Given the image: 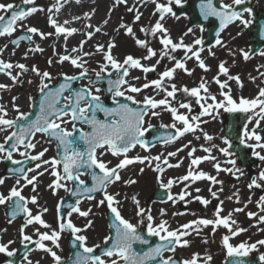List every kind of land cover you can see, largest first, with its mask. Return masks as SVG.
<instances>
[{"label":"snow or ice","instance_id":"1","mask_svg":"<svg viewBox=\"0 0 264 264\" xmlns=\"http://www.w3.org/2000/svg\"><path fill=\"white\" fill-rule=\"evenodd\" d=\"M69 2L70 0H55V3L47 9L36 6V0H22V5L30 6L27 8L12 3H0V13H3L0 14V38H10L9 43L15 47H19L22 41L34 45L24 53V58L27 59L30 53L44 52V48L33 40L34 36L39 37L41 41L52 36L57 39L63 37V53L58 52L53 46L55 59L49 58L47 64L49 67L53 64L62 67L67 63L74 69L73 74L61 71L57 78L50 71H42L36 65L29 68L25 63H13L0 59V74L6 75L12 81V85L0 83V90H10L15 85L22 86L24 83L22 77L29 71L39 81L37 84V91L40 94L39 110L34 119L30 111L21 110L16 103L18 97L11 98L10 107L11 111L15 112L14 118H10L9 105L0 103V133H6L3 141L0 142V162L7 161L14 166L8 169L11 174L8 178H15V183L8 190L7 195L0 192V206L5 207L9 224L17 218L23 219L24 223L19 228L21 243L25 248L33 245L35 250L44 251L51 256L53 264H198V261L200 264H211L213 257L207 251L202 258L199 253H194L190 259L182 261L175 258V253L178 248L190 246L191 242L187 237L192 235L202 237L205 229L209 227H211V235L215 236L217 230L223 228L228 233L221 237L225 264H251L245 258L257 251L258 246H264V239L254 243L243 241L237 245L230 243V240L247 231L234 219V214L244 212L248 204L252 202V198L249 196L243 207H235L228 211L227 215L223 214L225 200L220 198V194L224 191V182L218 179L220 173H227L236 180L244 175L243 170L237 167L238 154L232 151L233 145L227 137H221L223 147L215 144L213 142L215 137L206 131L203 125L215 121L221 113L242 114L247 123L243 125V131L238 137L239 145L250 149L251 156L264 163V134L260 130L261 122L264 121V87L257 85L258 92L253 98L243 95L234 96L229 82L234 81L241 89L243 82L239 75L230 73L229 67L226 66L227 61L219 62L218 71L211 80L201 76L199 84L195 87L180 86L174 82L178 72L192 76L196 67L204 73L211 71L206 58L202 57V52L205 50L204 40L195 38L191 43H185V37L194 35L192 27H188L178 40H174L165 26L168 16L175 20L181 18L172 5L182 6V0H166V2L139 0L144 5L149 2L154 4L152 15L157 17L158 14L154 25L140 27L139 31L144 34L145 39L139 38L133 27L141 20L143 14L138 8L128 7V12L135 13L132 24L121 22L114 31L119 34L120 30H123L124 34L131 37L136 47L143 52L139 57L128 54L122 60L113 55V49L116 47L114 37L110 38L106 45L95 43L94 51H84V48L98 34L108 35L104 28L109 23L111 12L116 6L127 5L128 0H114L113 7L108 10V18L98 25L90 22L95 15V9L84 12L82 16H73L72 20L65 19L63 23L59 22L56 14ZM81 2L82 0H75L77 4ZM247 2L248 0H231V3H225L224 0H217V3H214V0H200L199 15L204 20L215 18L219 21V30L215 33L214 44L208 48L209 56L215 57L216 53L213 49L219 46L235 57L236 52L227 47V43L221 38V33L235 22H239L243 28H248L253 23L251 19H246L244 16L245 13L251 16L253 9L248 6L242 9L237 7L246 5ZM45 11L48 13V25L54 29L53 32H44L24 23L33 14ZM81 20L85 21L82 34L86 39H81L78 45L69 50L67 46L69 38L82 31L72 27L71 24ZM17 27L26 34L14 37ZM200 31H205L202 25ZM260 35L264 37V26H261ZM147 37L157 40L160 48L155 49L150 46L151 42ZM7 47L8 44L0 47V54ZM178 52L183 53L180 58L177 56ZM239 53L245 61L251 59L249 51L239 49ZM97 55L101 57V60L96 62L98 70L90 69L88 65ZM258 55L264 58V50L259 51ZM153 59L155 64L144 63ZM165 60L171 66L164 65V70L157 72L158 67ZM189 61H194L196 67L188 68ZM234 63L235 60H233ZM133 70H139L145 74L144 83H133L140 80L139 76H132ZM91 73H94L95 78ZM149 73H157L158 78L149 80L147 78ZM222 76L225 79L222 80ZM260 77H264V72H260ZM250 79L255 83L257 77H250ZM84 80L88 83L81 84ZM27 83L32 84L34 81L29 79ZM77 84L81 86L77 88ZM103 84L107 86L104 88L98 86ZM212 84L218 86L217 93L211 91ZM102 91L109 95L112 107L107 106L101 98ZM148 91L152 94H147ZM141 94H143L142 99H138L137 97ZM32 100L33 97L30 96L29 101ZM193 101L199 108L198 113L195 114ZM164 113L170 114L171 122L161 123L159 129L164 131L160 132L156 130L157 126L152 124L151 120L160 118ZM98 114H102L103 119L99 118ZM68 125H71L70 129ZM189 135L196 141L205 142L199 146V150L204 155H195L197 147L193 145L192 140H188L174 151L166 150V146L175 145ZM38 136L42 137L45 143L56 144V156L44 159L48 148H43L34 154V150L40 143ZM158 145L165 148V151L152 155L151 150ZM137 147L149 154L130 156L129 153ZM185 150H187L186 158L189 160L186 174L168 178L165 182L163 177L168 169L183 165L185 157H179V154ZM214 150L224 159L221 160L213 154ZM14 154L22 159H15ZM108 154L117 158L118 163L109 166L111 161L104 160ZM174 158H178L177 162H170ZM204 162L211 164L216 175L199 168ZM137 163L142 165L139 168L140 174L144 173L145 168L156 173L159 188L165 190L166 199L162 198V203L171 202L175 205L183 202L187 209L190 203L198 201L207 209L212 200L219 201L213 210L212 218L198 216L175 229L171 228L168 221L164 219L156 224L151 208L142 207L135 195L130 199L134 205L135 215L139 219L136 224H133L124 218L120 210L121 202L118 199L120 193L110 192L109 188L117 183L127 186L138 183L135 178L125 180L121 174L129 166ZM28 164L33 166H27ZM46 173L53 178L47 185L52 195L55 196L59 190H63L72 198V202H68L62 197L57 203L56 228L43 219L49 209L39 203L40 177ZM84 176L90 177V185L82 179ZM5 181V177H0V186L4 185ZM198 181L209 182L208 192L211 200L199 194L193 196L189 189H192ZM176 184L183 185L178 194L171 191ZM216 185L220 187L213 190ZM29 186L33 195L26 197L22 193ZM247 188L250 192L254 189L264 191V168H260L258 175L251 177ZM194 191L200 193L202 189L197 187ZM97 195L101 198L97 201L96 207L106 206L113 217L110 225L112 234L104 237L103 245L88 246V237L83 233L93 227L94 221L87 219V223L81 227L77 226L71 217L78 214L79 217L88 218L92 214V208L82 210L80 206L84 200H96ZM226 199L240 204V190L237 188ZM29 205L35 206V213ZM256 207L259 209L258 212H247L249 219L255 218L257 221L252 225L253 227L264 224V195L259 196ZM166 214L165 209H160L161 217ZM185 214L196 216L195 212H174L173 216ZM145 223L147 237L158 238L159 242L154 246L139 231L140 225ZM29 226L39 227H35L33 234H28L26 229ZM41 228L48 231L42 232ZM65 232L70 233L71 247L74 249L72 255L66 259L53 250V248H60L59 241L62 233ZM45 242H51L53 247H48ZM11 243L13 241L8 242V244ZM202 243H208L207 237H202ZM8 244H0V253L6 252L11 257L14 253L8 251ZM135 245L147 247L137 249ZM165 253L172 255L166 256ZM25 260L28 264H32L27 255ZM258 262L264 264V254L259 255Z\"/></svg>","mask_w":264,"mask_h":264},{"label":"rangeland","instance_id":"2","mask_svg":"<svg viewBox=\"0 0 264 264\" xmlns=\"http://www.w3.org/2000/svg\"><path fill=\"white\" fill-rule=\"evenodd\" d=\"M13 1H17L14 3V5H18V3H22L18 0H0V3L7 4V3H13ZM82 1H83V3H87L90 6H91V4H95V3H93L92 0H82ZM136 1L137 0H133L132 4H130L128 1L127 5H119V6H116L114 8V10L110 14V17L117 19L116 26L113 27L109 31L108 36H104L103 42H100V41L97 42V43H103L106 45L108 40L110 38L114 37L116 47L113 49V55L116 56L120 60H122L128 54H132L136 57H139L143 52V50L138 49L136 47L132 38H131V40H128V37L124 34L123 30H120L119 34H117L116 31H114L121 22L132 24L133 20H131V16H130L131 13L127 11V8L128 7H135L136 8V4H137ZM186 1L187 0H182V3L186 2ZM108 2L111 4V8H112L114 0H108ZM162 2H166V0H162ZM224 2L225 3H231V0H224ZM54 3H55V0H36V6L44 7L45 9H46L47 4H50V6H52ZM147 4L148 5L142 9L141 13L143 15H142L141 20L133 25L134 31L136 33H141L139 31L141 26H145V25L151 23L152 21H154L156 18H158V14H157V17H154L152 15L154 8H155V5L150 3V2ZM247 4H249L250 7L253 9V13L251 16H249L247 13H245L244 16L246 19H251L253 21L254 16L259 11L264 10V0H248ZM172 6H173L174 10L177 12L178 6H176L174 4ZM0 14H3V13H0ZM45 14H46V11L45 12H37L33 15H36V17H35V19H36L37 17H40V18L44 17ZM177 14L179 15V13H177ZM180 17L184 18L183 23H181L182 28L187 30L188 27H192L193 32H194V35L190 34V36L188 38H185V43H191L195 38H202L203 40H205L206 30H207V27L209 24H205L203 26L205 28V31L201 32L200 26L187 25L188 24L187 20L190 19L188 12L181 14ZM35 23L38 24V22H35ZM252 24L248 28H243V26L240 25L239 22H235L233 24H230L221 33V38L223 41H225L227 43V47L236 52L235 57L229 55L226 49H222L219 46H217L216 48L213 49V51H215V53H216L215 57L209 56V53H208L209 47L204 46V49H205L204 51L207 53L206 63L211 68V71L208 73H204L202 70H200L198 67L195 66V63H193L191 65V67H188V68L196 67V70L193 73V75L187 76L183 72H178L174 82L180 86L186 85L189 88L195 87L199 84V80H200L201 76H205L208 80H211L212 77L214 75H216V73L218 71L219 62L220 61H227L226 66L229 67L230 73L232 75H239L241 81L243 82V88L242 89L240 87H238L234 81L229 82L231 87L233 88L234 96L238 97L240 95H243L244 97H247V98L255 97L257 92H258L257 85L264 87V77H260V72H264V67H262V66H264V58L260 57L258 54H255V55H251V59H249L248 61H245L239 53V49H244L246 51H249V47L251 44V27H252ZM21 32H23V31L17 29V31L14 33V37H17ZM178 33H180L179 30H178ZM178 33L176 31L174 34L177 39H179V35H180V34L178 35ZM237 33H239V35H237ZM145 38L146 37L144 35H142L141 39H145ZM78 39L79 38H77L76 40H78ZM83 39H84V37H83ZM147 39L150 40L151 44L154 45L157 49L160 48V45H159L157 40H154L151 37H147ZM2 40L3 39H1L0 41H2ZM33 40L35 41V43H38V44L40 43V46L44 48V52L43 53H35V54L30 53L27 59H25L23 57V59H25L24 63L26 65H28L29 68L32 65H36L42 71L43 70L50 71L53 74V76H55L57 78L59 77V73L61 71L68 73V74H73L74 69L67 63H65L62 67L60 65H57V64H53L52 67H49L47 64V60L49 58L55 59L53 57V46H55L56 50L58 49V42L56 41V39H53L50 37L47 40H45V42H46L45 44L41 43L42 41L39 39V37H33ZM6 43L9 44L10 46H12L9 43V38L6 41ZM30 46H34V45H30L29 43H27V44L26 43H20V45H19V47H24V48H28ZM12 47L18 48L15 46H12ZM262 50H264V48ZM26 51H24L22 53L24 54ZM84 51H94V48L90 49V48L86 47ZM182 55H183L182 52L177 53L178 58H180ZM99 60H101L100 56L97 55V56L93 57L90 64L88 65V67L90 69L98 70V65L96 62ZM233 60H235L234 64H233ZM166 61L167 60L162 62V65L160 67H158L157 72L164 70L163 66L166 65ZM153 64H155V60H154ZM168 66L170 67L171 64ZM131 74H132V76H139L140 77L139 81H133V83L142 84L145 82V74H143L141 71L133 70ZM91 75L94 76V73H91ZM250 77H257L255 83H253L251 81ZM147 78L149 80L150 79H156V78H158L157 73H149V74H147ZM22 79H23L24 83L22 84L20 89H18L19 85H16L14 88H11L9 90V94L5 95V98H7V99L0 100V103H7L9 105L10 118L15 117V112L11 111V107H10L11 106V99L10 98H12L13 96L20 98L19 100H21V105H20L21 110L25 111V112H29L30 111L29 105L31 103L29 101V97L30 96L35 97L36 96L35 94H37V92H38L37 91V84L39 81H38V78L34 76V74H32L29 71L28 73H26L22 77ZM29 79H32L34 81V83H32V84L27 83V81ZM221 79L223 80V79H225V77L222 76ZM87 83H88L87 80H84L81 82V84H87ZM81 84H79V85L81 86ZM211 91L213 93H217L218 92V86L215 84H212L211 85ZM103 94L104 93L102 91L100 93L102 99H104ZM147 94L151 95L152 93L150 91H148ZM142 96H143V94H141L137 98L142 99ZM0 97H2V96H0ZM157 98L159 99L160 97H157ZM181 98H183V97H181ZM198 109H199L198 106H196L194 101H193V112H194V114L198 113V111H199ZM182 111H184V110H182ZM237 120H239V116L237 117ZM170 122H171V117H170V114H167V113L162 114V116L158 119L153 118L151 120V123L154 125H158L161 123L168 124ZM226 122H227V113H221V115L215 121H211L207 125L203 126L206 131H208L211 135H213L215 137L213 142L217 145L222 146V147L224 145L222 144L221 137H227L224 133V124ZM245 123H247V121ZM68 127L70 129L71 125H68ZM250 127H251V125H250ZM260 130L262 131V134H264V128H260ZM3 135L5 136L6 133H0V137L2 136L0 138V142L3 141V137H4ZM37 139L40 140V143H38L36 149L34 150V154L38 153L43 148H48V152L45 154L44 159H49L51 157L56 156L54 143H45V142H43V138L40 136H38ZM188 140H192L193 145L197 147V152L195 153L196 156L204 155V153L199 150V146H200V144H203L205 142L203 140L196 141L191 135L186 136L185 138L180 140L175 145L166 146V150L167 151H174L175 148L180 147L181 145L186 143ZM161 151H165V148L158 145L156 148H153L151 150V154L156 155ZM148 154L149 153L144 152L139 147H137L135 150H133L131 153H129L130 156H136V155L143 156V155H148ZM213 154L217 155L221 160L224 159V157L220 156V154L218 152H216L215 150H214ZM185 155H187V150H185L184 152H181L179 154V157H184ZM14 158L15 159H22L17 154H14ZM177 159L178 158H174L170 162L176 163ZM104 160L111 161V165H109V166H114L116 163H118L117 158L112 157L110 154L106 155L104 157ZM188 164H189V162H186V163H183V165L179 168L168 169L164 173V177H163L165 182L167 181L168 178H175V177H179V176L186 174V171L188 169ZM30 166H33V165H30ZM224 166L228 167V165H224ZM140 167H142V165L137 163L133 166H129L126 170L122 171V173H121L125 180H127L129 178H135L138 181V183H136L134 185H130V186L124 185L123 183H117L116 185L109 188L110 192H113V193L119 192L120 193V196L118 197V199L121 202L120 210H121V213L124 216V218L130 220L133 224H136L138 219H139L135 215L134 205L132 203V200L130 199L131 196H133V195L137 196V198L140 201V205L142 207H144L146 209L151 208V214L154 217V223L158 224V223H160L161 219H164V220L168 221V224L173 229L178 228L180 225H182L186 222H189L193 219H196L198 216H205L207 218H212L213 210H214L216 204L219 203V201H217V200H212V203L208 206L207 209H205L204 206H202L198 201H194V202L190 203L186 209L183 202H178L177 204L173 205L171 202L162 203L160 201L153 200L152 196H151L153 189L156 186H159L157 184V181H156V173H154L149 168H145L144 173L140 174L139 173ZM237 167L241 168L244 172V175L239 180L234 179L231 175H229L227 173H220L218 176V179H220L224 182V184H223L224 191H223V193L220 194L221 199L225 200L226 197L230 196L237 188L240 190L241 203L236 204L234 201H230V202H232V204H231L229 209L224 208L225 205H227L226 203H224V205H223V208H224L223 214L224 215H227L228 211L232 210L235 207H243L244 202H246L248 200L249 196H251V198H252V202L248 204V207H247V209H245L244 212L234 214V219H236L238 221V223L241 227L246 228L247 231L241 233L237 237L232 238L230 240V243H232L233 245H237L243 241H247L249 243H254L257 240L264 239V224H259L258 227H253L252 225L256 224V222H257L256 219L255 218L249 219L247 216V212H249V211H251V212H258L259 211V209L256 207V201L259 199L260 195H264V191H261L259 189H254L253 191L250 192L249 189L247 188V184L250 182L251 177L258 175L260 168H264V163H261L260 161L257 160L256 165H252V166H250V168L249 167L248 168H242V166L238 162V158H237ZM199 168L206 171V172L208 170V171H210V174L216 175L215 170L212 168V166L209 162L202 163L199 166ZM5 171H6L5 170V163L0 162V177L6 178L5 184L0 186V192L7 195L8 190L15 183V178L14 177L8 178L10 176H7L5 174ZM52 179L53 178L47 173L44 176L40 177L41 183L39 184L38 191L40 194V200H39L40 205L46 206L49 209V212L43 216V219H45L46 222L51 224L53 228H56L57 227L56 205L60 201V199L63 196H65L67 193H65L63 190H59L57 195H55V196L52 195L51 191L47 189V185L51 182ZM82 179H85L87 181V176L82 177ZM202 183H204L205 186L209 185V182H207V181H203ZM182 187H183V185L176 184L173 186L171 191L174 194H178ZM197 187L200 189H203V185L195 186L194 188H197ZM219 187H220V185H216L213 190H216ZM194 188L189 189L190 191H192L193 196L199 194V195H201L205 198H208L210 200L212 199L210 194L206 195V194H203V192L196 193L194 191ZM22 194L26 197H30L31 195H33L32 191H31V186H29L28 188H25ZM100 198L101 197L99 195H97L96 200H93V201L84 200L82 202V204L80 206L82 210H87L89 207L92 208V214L88 218L79 217L78 214H74L71 217L73 222L77 226H81V227L87 223V219H91L94 221L93 227L83 233L84 235H86L88 237V241H87L88 246H93L96 244H102L104 242V237L109 235V233H110L108 225H107V221L105 219L106 218L105 217L106 206L96 207V203ZM29 207L32 208L33 212L35 213V211H36L35 206L29 205ZM0 208H1L0 209V244H8L9 241H13V243L8 244V251H11L14 253L16 251L17 247L19 246V244L21 243L20 237H19V228L24 223V221L17 219L14 222H12L11 224H9L6 221V218L4 215V206H1ZM162 208L165 209L166 213H167L163 217H161V215H160V209H162ZM174 212H189V213L195 212L196 216H193L191 214L173 216ZM35 227H39V226H29L26 229V232L28 234H33ZM140 227H143L144 229H146V223L140 225ZM258 228L260 230H258ZM4 229H6V231H4ZM40 230L42 232L48 231V230L43 229V228H41ZM225 234H228V233H227V230H225L223 228L218 229L215 236L211 235V227H209L208 229H205L204 233L202 234V237H207V239H208L207 244L202 243V237H197L195 235L189 236V237H187V239H189L191 242L190 246L187 248H178L176 253H175V257L179 258L181 260H184V259H190L194 253H199L201 258H202L207 251L213 257L211 264H223V261L225 260V252L222 249L221 237ZM69 236H70V233H68V232L62 233L61 239L59 241L60 248H53V250L56 251L57 254L63 258L68 257L69 250H68V242L67 241H68ZM45 243L48 247H53L51 245V242H45ZM257 252L264 254V246H258L257 251H254L250 254L254 255ZM1 255H3V253H0V257H2ZM165 255L167 256V255H172V254L171 253H165ZM27 257L32 262V264H37V262H38V264H53V260H52L51 256L42 250H35L34 249ZM0 264H3L1 262V260H0ZM20 264H28V261L23 259ZM198 264H200V261H198Z\"/></svg>","mask_w":264,"mask_h":264},{"label":"bare ground","instance_id":"3","mask_svg":"<svg viewBox=\"0 0 264 264\" xmlns=\"http://www.w3.org/2000/svg\"><path fill=\"white\" fill-rule=\"evenodd\" d=\"M93 3L95 4H91V6L87 3H83V1L79 4L75 3V0H70V2L68 4H66L59 13L56 14V18L59 20V22L63 23V21L65 19L68 20H72L73 16L76 15H80L82 16L84 12H91L93 9H95V15L93 16L92 20L90 21L93 25H98L100 24L104 19L108 18L109 16V8H111V4L108 2V0H92ZM130 4H132L133 0H128ZM136 8L139 9L140 12H142V9L147 6L148 4L144 5L141 4L139 2V0L136 1ZM50 7V4L46 5V9ZM134 12L131 13V20H133L134 17ZM36 15H32L30 18L26 19L24 21V23H26L29 26H35L38 29H40L41 31L44 32H53L54 29H52L49 25H48V13L46 11V14L44 17L40 18L37 17L35 19ZM116 21L117 19L115 18H111L109 19V23L105 26L104 31H106L107 33H109V31L116 26ZM184 21V18H180L179 20H175L174 18H172L171 16H168L166 21H165V26L169 29L170 34L172 36V38L174 40H178L176 38V36L174 35L175 32L178 30L180 31V33H178L179 37L186 31V29L182 28V24ZM35 22H38V24H36ZM85 23V21L81 20V21H74L71 26L72 27H76L78 29H81V32H78L77 34H75L73 37L69 38L68 42H67V46L68 49L70 50L73 46L78 45L79 41L81 39H86L85 36H83L82 32H83V24ZM155 20L152 21L151 23L145 25V27H150L151 25H154ZM17 29H19V27H17ZM20 30V29H19ZM137 36L139 38H142V35H144L143 33H136ZM109 35V34H108ZM107 35V36H108ZM190 36V35H189ZM189 36L185 37L188 38ZM37 37V36H34ZM128 40H131V37L127 36ZM51 38L56 39V41L58 42V49L57 51L60 53H63V37L57 39L55 36H52ZM77 38H79L78 40H76ZM103 38L104 35H100L98 34L96 37H94L93 40L89 41L86 45L85 48H93V45L97 42H103ZM1 39H3L2 41H0V47H3L6 43V41L8 40V37H2ZM0 39V40H1ZM10 39V38H9ZM151 42V41H150ZM42 44H45V40L41 42ZM40 44V43H39ZM155 44V43H154ZM150 46H152L153 48L157 49L154 45L150 44ZM29 48V47H28ZM28 48H24V47H18V48H13L12 46H10L8 44L7 49L0 54V59H3L5 61H10L13 63H24L25 59H23V53L24 51L28 50ZM84 48V50H85ZM14 51V54H13ZM202 57L207 59V53L205 51L202 52ZM154 60L151 61H144L145 64H153ZM195 63L194 61H189L187 67H191V65ZM166 65H170V63L168 61H166ZM0 83H3L5 85H12V81L10 80V78H8L6 75L4 74H0ZM16 86V85H15ZM15 86H12L11 88H14ZM21 85H19L18 89H20ZM4 92V93H3ZM6 92V93H5ZM9 94V90H0V96H2V99H7L5 98V95ZM11 99V98H10ZM20 98L17 99L16 103L20 106L21 105V100H19ZM199 110V109H198ZM182 111V110H181ZM264 121L261 122L260 128H264ZM263 124V125H262ZM204 126V125H203ZM4 136V135H3ZM2 137V136H1ZM0 137V138H1ZM187 155H185V159H184V163L189 162V160L186 158ZM201 156V155H200ZM206 172V171H205ZM207 173H210V171L207 170ZM203 181H198L196 182L192 188H194L195 186H201L203 185V189L201 192H203V194H210L208 192V187L209 185L205 186L204 183H202ZM225 203L227 205H225V209H229L232 202L228 201L227 199H225Z\"/></svg>","mask_w":264,"mask_h":264},{"label":"water","instance_id":"4","mask_svg":"<svg viewBox=\"0 0 264 264\" xmlns=\"http://www.w3.org/2000/svg\"><path fill=\"white\" fill-rule=\"evenodd\" d=\"M199 3H200V0H191L190 1V5H188V10H190L191 11L190 13H192V21L190 22L192 24H202V23H205L207 21V20H204L199 15V12L198 11H196V8L197 9L199 8ZM214 3H217V0H214ZM243 7H245V6H238V9H242ZM258 19H256L258 22L256 24V27H254V29H253V41H254V44L252 46V48H253L252 49V53H254L255 51H258L264 45V37H262L260 35L261 26H264V13ZM209 20L212 23V27L209 29V34H211V36H212L213 33H216V31L219 30V21L216 20L215 18H210ZM212 40L213 39H211V41ZM262 42H263V44H262ZM77 88H79V87H77ZM37 95L38 96L33 100L32 106H31V113H32V118L33 119L35 118V114L39 110L38 105H39L40 94H37ZM106 95H107V98H108L109 95L107 93H106ZM107 106L112 107L111 105H107ZM157 131L163 132L164 130L160 129V130H157ZM232 133L233 132L231 131V133L229 135L231 136ZM234 137H235V140H238V137L239 136L235 133L234 134ZM236 147H237L236 150H238V152H239V159H240V161L242 162V164L244 166H247L249 163L252 162V160L249 158L250 156L248 154L247 155L245 154V150L246 149L243 146H241V145H238ZM56 151H57V146H56ZM11 167H14V166L11 165L10 162H7V172H9L8 169L11 168ZM89 181H90V184H91L90 177H89ZM154 197L155 198H159V199H162V198L164 199L165 198V195H164V193L161 190H158L157 193H155ZM68 199H72V198L70 196H68V197L65 198L66 201H68ZM107 218H108L109 224L111 225V221H112L113 217H112V215H111V213H110L109 210L107 211ZM139 231L141 232V234L145 235L147 239H149L150 244L152 246H154L156 243L159 242L154 237H147L146 232L144 230L139 229ZM111 234H112V229H111ZM141 246L142 245H135L134 247H136L137 249H141V248H146L147 247V246H142V247ZM30 248L31 247L22 248L21 249L20 256H22L23 254H25V252H27L28 250H30ZM70 251H71V255H72L74 249L71 247V239H70ZM20 256H18L16 259L15 258L8 259V261H10L11 264H17ZM245 259L247 261L251 262V264H258L259 263L258 262V258H250V257H248V258H245Z\"/></svg>","mask_w":264,"mask_h":264}]
</instances>
